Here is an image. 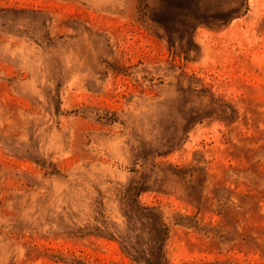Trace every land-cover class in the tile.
I'll return each instance as SVG.
<instances>
[{
	"label": "rangeland",
	"instance_id": "obj_1",
	"mask_svg": "<svg viewBox=\"0 0 264 264\" xmlns=\"http://www.w3.org/2000/svg\"><path fill=\"white\" fill-rule=\"evenodd\" d=\"M157 256L264 264V0H0V264Z\"/></svg>",
	"mask_w": 264,
	"mask_h": 264
},
{
	"label": "trees",
	"instance_id": "obj_2",
	"mask_svg": "<svg viewBox=\"0 0 264 264\" xmlns=\"http://www.w3.org/2000/svg\"><path fill=\"white\" fill-rule=\"evenodd\" d=\"M167 9H168V7H167ZM146 209H148V208H146ZM159 260H161V257L157 256V264H162Z\"/></svg>",
	"mask_w": 264,
	"mask_h": 264
}]
</instances>
